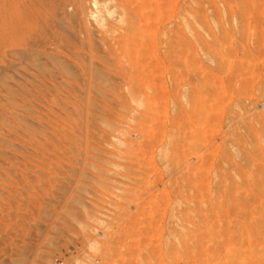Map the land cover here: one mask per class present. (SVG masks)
<instances>
[{"label":"rangeland","instance_id":"obj_1","mask_svg":"<svg viewBox=\"0 0 264 264\" xmlns=\"http://www.w3.org/2000/svg\"><path fill=\"white\" fill-rule=\"evenodd\" d=\"M263 73L264 0H0V264H264Z\"/></svg>","mask_w":264,"mask_h":264},{"label":"bare ground","instance_id":"obj_2","mask_svg":"<svg viewBox=\"0 0 264 264\" xmlns=\"http://www.w3.org/2000/svg\"><path fill=\"white\" fill-rule=\"evenodd\" d=\"M113 1H115V0H113ZM81 3H82V2H81ZM101 3H102V2H101ZM109 3H111V2H109ZM118 4H119V3H118ZM78 5H80V4H78ZM80 7H81V6H80ZM80 7H78V8H80ZM124 7H125V6H124ZM84 9H85V7H84ZM104 10H105V9H104ZM108 10H110V12L112 11L110 8H108L107 11H108ZM124 10H126V9H124ZM135 10H137V9H135ZM98 11H100V10H97V12H95V13L98 14ZM105 11H106V10H105ZM107 11H106V12H107ZM115 11H116V10H115ZM137 11H138V10H137ZM101 12H102V10H101ZM112 12H114V11H112ZM112 12H111V13H112ZM132 12H133V10H132ZM141 12H142V11H141ZM83 13H84V11L82 12V14H83ZM102 13H103V12H102ZM107 13H108V12H107ZM126 13H127L128 15H130V17H132V15H131L132 13L130 14V12H129V11L127 12V10L124 11V12L122 13V15H124V14H126ZM97 14H96V15H97ZM113 14H114V13H113ZM116 14H117V12H116ZM120 14H121V13H120ZM122 15H121V16H122ZM134 15H136V14H134ZM112 16H113V15H112ZM80 17H81V16H80ZM115 17H116V16H115ZM128 17H129V16H128ZM133 18H135V17H133ZM147 18H148V17H147ZM134 20H135V19H134ZM102 21H104V20H102ZM126 21H128V20H126ZM136 21H138V20H135V22L133 21L134 24L131 23V25L133 24V25H132L133 28L136 27ZM86 22H87V21H86ZM105 22H106V21H104V23H105ZM130 22H132V21H130ZM104 23H103V25H104ZM126 23H127V22H126ZM128 23H129V21H128ZM128 23H127V24H128ZM101 24H102V22H101ZM129 25H130V23H129ZM129 25H128V26H129ZM128 26H127V29L129 28ZM130 27H131V26H130ZM131 29H132V27H131ZM134 29H135V28H134ZM125 30H126V29H125ZM127 31H128V30H127ZM110 32H111V31H110ZM130 33H131V32H130ZM127 35H129V34H127ZM118 36H119V35H118ZM164 36H165V35H164ZM128 37H129V36H128ZM125 38H126V37H125ZM136 42H137V41H136ZM156 43H157V42H156ZM142 45H143V44H142ZM151 48H152V47H151ZM23 52H24V51H23ZM23 52H22V53H23ZM28 52H29V51H28ZM30 52H31V51H30ZM22 53H21V54H22ZM21 54H20V55H21ZM23 55H28V54L23 53ZM23 55H22V57H23ZM24 57H25V56H24ZM143 63H144V62H143ZM92 66H93V65H92ZM263 74H264V73H263ZM260 75H261V74H260ZM261 76H262V75H261ZM230 77H231V75H230ZM183 114H184V113H183ZM181 115H182V114H181ZM181 115H180V116H181ZM192 115H193V114H192ZM178 116H179V115H178ZM178 118H180V117H178ZM181 119H182V117H181ZM170 120H171V123H170V124H172V125L175 124V122H174L175 120L172 121V120H173L172 118L169 119V121H170ZM178 120H179V119H178ZM167 121H168V120H167ZM169 121H168V122H169ZM173 122H174V123H173ZM161 124H163V123H161ZM157 127H158V126H157ZM165 128H167V127H165ZM165 128L163 127V129H165ZM159 129H161V128H159ZM159 129H158V130H159ZM167 129H168V128H167ZM170 129H171V128H170ZM161 130H162V129H161ZM166 132H167V131H165V133H166ZM159 133H163V132H160V130H159ZM159 133H158V134H159ZM168 133H169V132H168ZM156 135H157V134H156ZM165 135H166V134H165ZM167 135H168V134H167ZM162 136H163V135H162ZM162 136H161V137H162ZM159 137H160V136H159ZM163 137H164V136H163ZM156 138H157V137H156ZM206 138H207V137H206ZM166 139H167V138H166ZM159 140H160V139H158V141H159ZM162 141H163V139H162ZM162 141H161V142H162ZM159 142H160V141H159ZM151 143H152V142H151ZM181 143H182V142H181ZM148 145H149V144H148ZM150 146H151V145H149V147H150ZM170 146H171V147H170ZM152 147H153V146H152ZM160 148H163V149H165L167 152H168V151L170 152L172 149H173V150H174V149H178L179 146H178V144L176 143V141L174 142V140H173V141H168V139H167V140L164 139V141H163L162 145L160 146ZM168 148H169V149H168ZM171 148H172V149H171ZM178 150H179V149H178ZM176 151H177V150H176ZM176 151H175V152H176ZM180 151H181V150H180ZM175 152H174V154H175ZM170 153L173 154V151H171ZM179 153H180V152H179ZM176 154L178 155V151L176 152ZM176 154H175V155H176ZM175 155H174V156H175ZM231 187H232V185L229 186V188H231ZM217 188H218V187H217ZM232 192H233V191H232ZM174 215H175V214H174ZM179 221H180V220H179ZM232 233H233V232H232Z\"/></svg>","mask_w":264,"mask_h":264}]
</instances>
